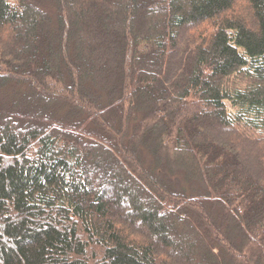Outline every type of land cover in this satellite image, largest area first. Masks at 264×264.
Masks as SVG:
<instances>
[{"label":"trees","instance_id":"16d2710c","mask_svg":"<svg viewBox=\"0 0 264 264\" xmlns=\"http://www.w3.org/2000/svg\"><path fill=\"white\" fill-rule=\"evenodd\" d=\"M0 264H264V0H0Z\"/></svg>","mask_w":264,"mask_h":264}]
</instances>
